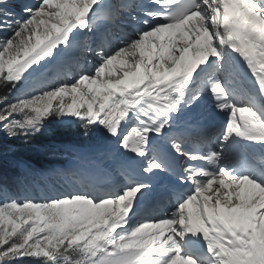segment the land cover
Wrapping results in <instances>:
<instances>
[{
  "label": "snow or ice",
  "instance_id": "6c2138e0",
  "mask_svg": "<svg viewBox=\"0 0 264 264\" xmlns=\"http://www.w3.org/2000/svg\"><path fill=\"white\" fill-rule=\"evenodd\" d=\"M0 264H264V0H0Z\"/></svg>",
  "mask_w": 264,
  "mask_h": 264
},
{
  "label": "trees",
  "instance_id": "16d2710c",
  "mask_svg": "<svg viewBox=\"0 0 264 264\" xmlns=\"http://www.w3.org/2000/svg\"><path fill=\"white\" fill-rule=\"evenodd\" d=\"M47 138L41 137L30 149H22L20 156L23 160L33 165H43L45 167H53L57 162H63L65 159L62 154L52 156L46 154L44 146L47 144Z\"/></svg>",
  "mask_w": 264,
  "mask_h": 264
}]
</instances>
